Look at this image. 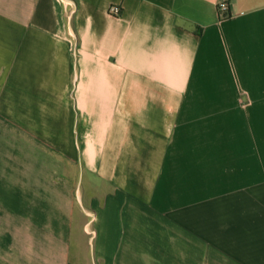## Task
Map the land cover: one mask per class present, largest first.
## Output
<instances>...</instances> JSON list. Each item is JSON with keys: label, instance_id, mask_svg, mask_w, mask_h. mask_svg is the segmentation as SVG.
Masks as SVG:
<instances>
[{"label": "crops", "instance_id": "0c3cea01", "mask_svg": "<svg viewBox=\"0 0 264 264\" xmlns=\"http://www.w3.org/2000/svg\"><path fill=\"white\" fill-rule=\"evenodd\" d=\"M220 1L0 0V264H264V0Z\"/></svg>", "mask_w": 264, "mask_h": 264}, {"label": "rangeland", "instance_id": "374dc122", "mask_svg": "<svg viewBox=\"0 0 264 264\" xmlns=\"http://www.w3.org/2000/svg\"><path fill=\"white\" fill-rule=\"evenodd\" d=\"M79 59L77 58H74L73 59V62H74V69L76 67V63L77 65L79 66ZM79 81H78V78H76V73L74 71V80H73V85H74V94L76 93V87L78 85ZM76 109H77V106H76V103L74 101V106H73V111H74V122H73V129H74V135L75 133L77 132L76 131V125H77V117L75 115L76 113ZM63 126L64 124L61 123V124H58V128L59 127H62L63 129ZM61 129V130H62ZM60 130V129H58ZM47 142L49 141L48 139H42L40 142L41 144L43 145L44 142ZM76 141V142H75ZM80 141V140H79ZM54 142V143H57V147H58V154H57V171L55 172L56 175H55V179H56V182H57V187H63L64 184H65V175H67L68 173H71L72 174V180H73V193H74V197H76V200H77V205H76V216L78 218V222L80 220V212H83L84 208H83V205L87 203V199H88V195H89V189H88V184L89 183H92V184H96V181H97V178L94 177V175L90 174L88 171H86L85 169L82 170V168H85L86 165L84 163V160L79 156H77L76 158L74 157L73 159V171H65L64 170V155L61 154V151H63L62 147H63V142H64V139L63 138H57L55 140H51V143ZM74 142H75V147H78L77 143L78 141L76 139H74ZM90 214V213H89ZM92 218V217H91ZM78 227H76V234L78 233H81L79 229H77ZM93 237V239L95 238V235L94 233H91V237ZM88 239V236L86 235H82L81 236V240L82 242H86V240ZM94 240H92L89 244V251L87 253L88 255V258H92L93 257V252H92V242ZM79 242V241H77ZM94 243V242H93ZM86 255V252L85 253H82V258H84Z\"/></svg>", "mask_w": 264, "mask_h": 264}, {"label": "built area", "instance_id": "2783aa9c", "mask_svg": "<svg viewBox=\"0 0 264 264\" xmlns=\"http://www.w3.org/2000/svg\"><path fill=\"white\" fill-rule=\"evenodd\" d=\"M110 13L119 16L122 12L119 5H113L110 7ZM218 12L222 18L230 17V4L227 0H222L218 3Z\"/></svg>", "mask_w": 264, "mask_h": 264}]
</instances>
